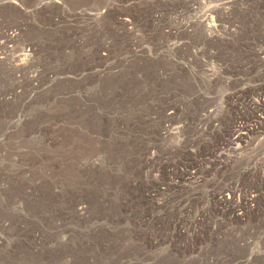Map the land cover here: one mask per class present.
<instances>
[{
	"label": "rangeland",
	"instance_id": "1",
	"mask_svg": "<svg viewBox=\"0 0 264 264\" xmlns=\"http://www.w3.org/2000/svg\"><path fill=\"white\" fill-rule=\"evenodd\" d=\"M191 1L0 0V264H264V0Z\"/></svg>",
	"mask_w": 264,
	"mask_h": 264
},
{
	"label": "bare ground",
	"instance_id": "2",
	"mask_svg": "<svg viewBox=\"0 0 264 264\" xmlns=\"http://www.w3.org/2000/svg\"><path fill=\"white\" fill-rule=\"evenodd\" d=\"M210 0H194V1H191L189 2V5H188V8H187V11L188 13H191L192 14V19H190L189 21H187L186 23H183L181 24L179 27H178V30H183L184 32H188V33H191V32H195L196 30H201L202 31V35L204 34L205 37L207 38H210V35L211 33L219 26L220 24V19L223 18L225 15H227V12H229V9L231 8V6L234 4V0H226V1H222L219 5H214V6H208L206 5ZM211 3V2H210ZM217 3V2H215ZM214 3V4H215ZM235 5V4H234ZM236 7V6H235ZM231 10V9H230ZM232 12V11H231ZM249 12V11H248ZM223 16V17H222ZM251 16V14H250ZM230 17V16H228ZM123 23H125L127 26H130L132 25L130 21H124ZM222 25V24H221ZM231 25V24H230ZM235 26V25H234ZM230 27V26H229ZM232 27V26H231ZM230 27V28H231ZM223 30V29H222ZM234 30V29H233ZM199 31V32H201ZM224 31V30H223ZM222 31V32H223ZM226 31V30H225ZM235 31V30H234ZM233 31V32H234ZM231 32V31H230ZM232 33V32H231ZM236 33V32H235ZM237 34H238V31H237ZM215 35V34H214ZM218 35V34H217ZM228 35V34H227ZM236 35V34H235ZM190 36V35H189ZM5 39H6V42H11L14 40L15 38V35H5L4 36ZM229 37V36H228ZM232 37V36H231ZM213 38V37H212ZM215 38V36H214ZM220 39V38H219ZM204 40V39H203ZM217 40V39H216ZM222 40V39H221ZM224 40V39H223ZM206 41V40H205ZM210 41V40H209ZM207 41V42H209ZM212 41V40H211ZM215 41V40H214ZM228 41V40H227ZM220 42V41H219ZM222 42V41H221ZM211 43V42H210ZM223 43V42H222ZM5 44V43H4ZM188 45V44H187ZM200 53V52H199ZM196 54V53H195ZM25 57H27V55H24ZM257 56V55H256ZM259 56V55H258ZM197 58V57H196ZM260 59V58H258ZM260 61V60H259ZM246 64V63H245ZM263 70V69H261ZM264 72V71H262ZM255 73V72H254ZM208 74V73H207ZM209 75V74H208ZM257 75V74H256ZM214 76V75H213ZM219 77V76H218ZM259 77V76H258ZM213 79V78H212ZM212 79L211 82H212ZM209 80V79H208ZM215 80V79H214ZM217 80V79H216ZM203 81H206L203 79ZM255 81V80H254ZM210 82V83H211ZM207 83V82H206ZM209 84V83H208ZM212 84V83H211ZM216 84V83H215ZM263 84V83H262ZM210 85V84H209ZM209 87V86H208ZM211 87V86H210ZM262 87V86H261ZM254 88V87H253ZM211 89V88H210ZM258 89V88H257ZM209 90V89H208ZM214 90V89H213ZM264 90V89H263ZM254 92V90H253ZM198 94V93H197ZM201 94V92H200ZM242 94V93H240ZM256 94V93H255ZM195 95V94H194ZM200 96V95H199ZM203 96V95H202ZM195 99V98H194ZM206 100V99H205ZM209 101V100H208ZM209 103V102H207ZM211 103V101H210ZM209 103V104H210ZM214 103V102H213ZM208 104V105H209ZM216 106V105H215ZM262 106L263 104H260V103H254V119L256 120V123L258 125L257 128H254V130H251L252 133L253 131H257V130H261L264 128V110L262 109ZM203 108V107H201ZM212 108V107H211ZM201 110V109H200ZM208 110V109H207ZM207 110H203L202 114L201 112H199V117L200 119L198 120V124L200 123H203V120L206 118H210L212 115H213V112L212 111H207ZM215 110V109H214ZM202 111V110H201ZM215 113V112H214ZM173 114V113H172ZM171 116V114H170ZM215 116V115H214ZM213 116V117H214ZM212 117V118H213ZM216 117V116H215ZM214 117V118H215ZM205 119V120H206ZM217 119V118H216ZM209 120V119H208ZM212 120V119H211ZM214 120V119H213ZM170 123V122H169ZM209 123V122H208ZM211 123V122H210ZM256 125V126H257ZM259 130V132H260ZM264 130V129H263ZM178 131V128H175V126H167L166 128H164L162 131H161V137L164 138H172ZM249 132V131H248ZM258 132V131H257ZM257 134V133H256ZM254 133V135H256ZM261 134L259 133V136ZM263 135V133H262ZM249 136V133H241V132H237L235 133L229 140V147H230V150H232L234 153H237L238 151H241L242 149H244L247 145H250L252 143L251 139H249L250 137ZM253 136V134H252ZM251 136V137H252ZM258 136V134H257ZM255 136V137H257ZM256 139V138H254ZM258 139V137H257ZM165 140V139H164ZM254 141V140H253ZM255 146V145H254ZM250 147V146H248ZM153 147H150L149 148V151L148 152H151L153 151ZM156 151V149H154ZM154 151V152H155ZM154 152H151L149 154V157L146 158V161H149V160H154L155 159V153ZM157 152V151H156ZM159 152V150H158ZM157 152V153H158ZM160 153V152H159ZM157 155V154H156ZM161 155V154H160ZM255 160V159H254ZM263 162H264V159H262ZM234 161V160H233ZM250 161V160H249ZM259 160H257L258 162ZM232 162V160H231ZM88 163V162H86ZM230 163V162H229ZM236 163V162H235ZM253 163V162H252ZM259 163V162H258ZM262 163V162H261ZM92 168L95 167V164H92L91 165ZM89 170V169H88ZM91 170V169H90ZM89 170V171H90ZM192 174V173H191ZM264 174V173H263ZM243 176V174H241ZM241 178V177H240ZM245 180V179H244ZM240 181V180H239ZM231 182V181H230ZM243 183V182H242ZM241 183V185H242ZM221 184V183H220ZM239 182L238 180L237 181H232L231 183L221 187V189L219 190L220 191V194L221 196H226L227 198L231 197V196H234L236 195V193H240V188H239ZM247 186V185H246ZM243 187V185H242ZM252 189V188H251ZM254 190V189H253ZM256 192V191H255ZM251 193V192H249ZM255 198H256V195L253 193H251L250 195H247V201L250 202L251 204L255 203ZM262 199V198H261ZM257 200V199H256ZM258 202V201H257ZM256 204V203H255ZM252 206V205H251ZM256 206V205H255ZM77 210V214H79L80 216L81 215H85L86 214V208L81 207L80 205V208L76 209ZM85 213V214H84ZM253 231V230H252ZM67 239V238H66ZM248 245V244H247ZM246 246V245H245ZM2 248V247H1ZM95 255V254H94ZM263 258V257H262ZM94 259V258H93ZM252 259V258H251ZM250 259V260H251ZM264 259V258H263ZM248 260V259H247ZM249 260V261H250ZM68 261V260H67ZM248 261V262H249ZM252 262H250L251 264ZM67 264V263H66ZM247 264V262H246Z\"/></svg>",
	"mask_w": 264,
	"mask_h": 264
}]
</instances>
